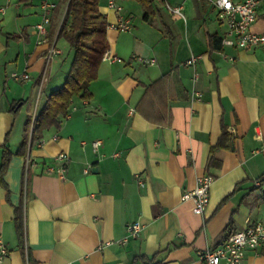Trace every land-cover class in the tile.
<instances>
[{"label": "crops", "instance_id": "obj_1", "mask_svg": "<svg viewBox=\"0 0 264 264\" xmlns=\"http://www.w3.org/2000/svg\"><path fill=\"white\" fill-rule=\"evenodd\" d=\"M44 1L55 7L43 41L35 24ZM108 1L99 0L107 53L123 62L103 57L90 97L74 95L68 117L22 155L27 122L69 70L66 41L45 59L57 46L65 4L0 0V164L5 149L11 153L0 183L1 264H200L197 252L249 222L264 224V44L223 45L226 26L204 0H166L185 19L153 0L148 21L137 2L115 0L129 31L114 28ZM251 31L264 34V0ZM223 129L230 141L212 153ZM95 140L101 143L94 150ZM59 152L68 154L65 171L47 172ZM206 174L213 177L208 203L195 214L193 201L181 196ZM15 207L23 209L30 263L18 247ZM132 222L140 224L134 238L126 231ZM121 238L122 245L106 244ZM242 264H264V245L245 250Z\"/></svg>", "mask_w": 264, "mask_h": 264}, {"label": "built area", "instance_id": "obj_2", "mask_svg": "<svg viewBox=\"0 0 264 264\" xmlns=\"http://www.w3.org/2000/svg\"><path fill=\"white\" fill-rule=\"evenodd\" d=\"M170 12L178 15L180 18L185 19L180 6H171L166 0H162ZM214 10L216 19L226 26L225 34L222 38V44L227 46H235L241 49L255 48L264 44V34H259L251 31V26L256 19V9L259 0H204ZM43 14L41 20L35 24V31L43 37L46 35L47 26L50 23V12L55 7L52 2L44 1L40 4ZM108 6L114 10L117 20L114 28L118 31H129L131 29L130 19L120 15L121 6L115 0H109ZM58 53L57 48L52 44L47 50L45 59L46 63L51 59L52 55ZM104 58L109 59L111 62H123V59L114 55H109L107 51L103 54ZM102 57V58H103ZM139 60L142 64L153 65L155 59L153 58H138L131 56L130 60ZM196 57L191 56L186 64H192ZM14 79L22 77L28 78V74L12 73ZM68 117V114L66 115ZM37 145H41L40 139L36 141ZM100 140H95L91 143L92 148L95 150L100 145ZM32 142L28 140L26 151L27 154L30 150ZM57 166H49L46 168L47 172H56L62 174L66 169L68 161V154L59 152L55 156ZM30 163L26 157V166ZM213 182L211 175H201L197 178L194 188L184 192L181 196L182 200L191 199L194 203L193 212L201 214L207 203L209 189ZM140 230V224L132 222L126 225V231L130 237L134 238ZM126 238L112 240L106 244L116 243L122 245L126 242ZM264 245V224L260 222H249L245 228L237 231L230 232L224 240L215 248L204 249L197 252L200 264H242L244 252L247 249H256ZM7 253L4 245L0 244V264Z\"/></svg>", "mask_w": 264, "mask_h": 264}, {"label": "trees", "instance_id": "obj_3", "mask_svg": "<svg viewBox=\"0 0 264 264\" xmlns=\"http://www.w3.org/2000/svg\"><path fill=\"white\" fill-rule=\"evenodd\" d=\"M142 9V19L148 21L154 16L153 0H133ZM65 4V14L58 26L57 37L63 38L73 53L69 71L59 88L52 90L43 107L37 112L33 120L27 122L26 132L29 131V140H38L42 131L50 126L59 127L60 118L67 114L71 98L80 95L88 99L90 93L88 85L96 79L98 67L103 54L108 50L106 29L108 26L106 17L99 11V0H59ZM52 27L51 34L55 33ZM51 35V36H52ZM211 42L216 48L220 47L221 39L212 35ZM230 135L223 129L217 145L212 148V153L219 148L227 147ZM27 136L19 146L17 153L25 154ZM11 153L8 149L3 152L0 164V183L5 186L2 176L5 173ZM14 224L18 247L26 254L28 262H31L25 248L24 213L22 207L14 209ZM228 235V234H227Z\"/></svg>", "mask_w": 264, "mask_h": 264}, {"label": "rangeland", "instance_id": "obj_4", "mask_svg": "<svg viewBox=\"0 0 264 264\" xmlns=\"http://www.w3.org/2000/svg\"><path fill=\"white\" fill-rule=\"evenodd\" d=\"M63 6H64V4H62ZM63 41H65L63 38H59L58 39V42H57V46L55 45V47L56 48H62V42ZM67 43V42H66ZM67 48H62L63 50H64V56L63 57H65L66 56V54H68V52H69V58H70V64H71V61H72V57H73V53H72V56H70V54H71V51H70V49H69V47H68V44L67 45H65ZM48 64V63H47ZM69 68H70V66H69ZM45 70H47V73H45ZM45 70H44V74H46V77H47V75H48V71L50 70V67H47V65L45 66ZM69 71V70H68ZM68 73V72H67ZM67 75V74H66ZM66 77V76H65ZM65 79V78H64ZM64 81V80H63ZM63 83V82H62ZM62 83L59 85V86H57V88H59L61 85H62Z\"/></svg>", "mask_w": 264, "mask_h": 264}]
</instances>
